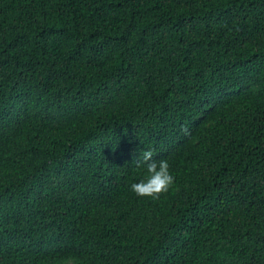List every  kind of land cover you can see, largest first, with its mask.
<instances>
[{
  "label": "trees",
  "instance_id": "trees-1",
  "mask_svg": "<svg viewBox=\"0 0 264 264\" xmlns=\"http://www.w3.org/2000/svg\"><path fill=\"white\" fill-rule=\"evenodd\" d=\"M68 258L264 264V0H0V264Z\"/></svg>",
  "mask_w": 264,
  "mask_h": 264
},
{
  "label": "clouds",
  "instance_id": "clouds-1",
  "mask_svg": "<svg viewBox=\"0 0 264 264\" xmlns=\"http://www.w3.org/2000/svg\"><path fill=\"white\" fill-rule=\"evenodd\" d=\"M134 164L138 168H146L147 172L145 179L131 185V191L137 196L158 199L174 185L175 178L170 172L168 161L166 159L155 160L153 151H143ZM65 264H76V261L74 258H68Z\"/></svg>",
  "mask_w": 264,
  "mask_h": 264
}]
</instances>
